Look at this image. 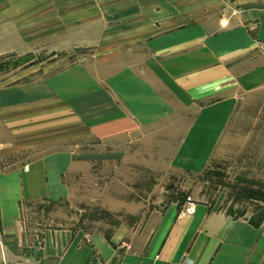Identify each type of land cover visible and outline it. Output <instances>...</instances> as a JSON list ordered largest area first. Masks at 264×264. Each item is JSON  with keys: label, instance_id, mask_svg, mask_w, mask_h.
Instances as JSON below:
<instances>
[{"label": "crops", "instance_id": "crops-1", "mask_svg": "<svg viewBox=\"0 0 264 264\" xmlns=\"http://www.w3.org/2000/svg\"><path fill=\"white\" fill-rule=\"evenodd\" d=\"M218 1L229 14L128 37L114 50L112 66L77 63L14 91L1 89L3 153L9 128L2 117L55 102L101 154L51 151L25 167L0 171V264H264V218L206 201H191L190 212L188 204L143 212L141 202L104 196L112 225L53 222L69 196L65 176L86 168L91 155L134 153L142 156L135 161L140 166L168 172L205 167L236 93L264 86V0ZM107 145L113 151L105 154ZM38 205L49 210L41 223L27 213Z\"/></svg>", "mask_w": 264, "mask_h": 264}, {"label": "rangeland", "instance_id": "rangeland-1", "mask_svg": "<svg viewBox=\"0 0 264 264\" xmlns=\"http://www.w3.org/2000/svg\"><path fill=\"white\" fill-rule=\"evenodd\" d=\"M229 10L218 0H0V94L77 63L112 66L114 50L128 37L192 21L212 23ZM234 13L232 8L233 19ZM236 95L201 171L150 170L137 163L142 156L133 150L130 157L117 158L106 154L113 151L107 145L105 156L91 155L86 168L65 176L69 196L53 222L88 229L102 220L112 225L113 213L101 204L104 196L141 202L143 212L206 201L231 213L264 218V86ZM5 117L9 150H0V171L25 167L51 151L101 154L62 104L29 105ZM48 211L38 205L27 213L41 223Z\"/></svg>", "mask_w": 264, "mask_h": 264}, {"label": "built area", "instance_id": "built-area-1", "mask_svg": "<svg viewBox=\"0 0 264 264\" xmlns=\"http://www.w3.org/2000/svg\"><path fill=\"white\" fill-rule=\"evenodd\" d=\"M192 209H193L192 202H188V205L186 206L185 211L190 212V211H192ZM12 264H39V263L26 261V260H20V261L14 262ZM172 264H189V263H187L184 259H181L178 262H175Z\"/></svg>", "mask_w": 264, "mask_h": 264}]
</instances>
